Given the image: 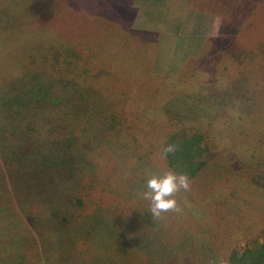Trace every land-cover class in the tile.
Masks as SVG:
<instances>
[{"label": "rangeland", "instance_id": "rangeland-1", "mask_svg": "<svg viewBox=\"0 0 264 264\" xmlns=\"http://www.w3.org/2000/svg\"><path fill=\"white\" fill-rule=\"evenodd\" d=\"M57 1L61 5L58 12L50 18L43 17L40 20H34L30 26L38 28L40 24H49L53 30L58 32L62 28L67 36L74 37L75 35H72L73 22H78L80 17L85 18L86 35L90 36L93 31L97 30L100 36L97 38L98 46L103 45L107 53L112 56L111 60L118 62L117 69L126 68L123 78L135 84L145 81L146 78L133 79V73L141 74L147 68H150L153 73H158L155 67L157 57L159 63H165V72L162 76L179 74V81L191 71L195 72L196 64L190 69L188 62L198 58L200 52L192 56L194 53H190L191 50H195L202 44L199 51L202 50L209 55L213 41L205 38L203 43L199 44L201 39L198 33L190 36L191 40H187L183 37L187 31L186 27L180 21L186 18V11L189 9L194 13L219 14L222 7L218 5L221 6L224 2L222 0ZM95 2L105 6H115L112 11L116 12V8H121L118 4H114L115 2L126 4L130 8L125 7L126 11H119V15L112 13L113 18L106 17L105 20L108 22L102 20L99 24L95 20L92 21L93 13L90 9L94 8ZM0 3L6 4V1L0 0ZM192 3L193 5L190 6ZM8 6H10L9 11L11 9L18 12L13 4L9 3ZM13 16L7 20L11 21ZM148 26H154V29L151 28L153 30L151 33L157 35L155 49L152 54L148 53V57L145 55L144 59L141 58L143 71L136 73L134 66L139 64V57L134 52L135 44L134 41H130L132 32L128 28L146 33ZM249 30L252 31V29ZM171 33L177 38L168 37L167 34ZM242 34H238L240 40H242ZM21 35L25 38L23 34ZM234 39L236 36L233 37ZM185 41L191 42V45L184 44ZM84 54L86 55V52ZM19 57L16 58L19 59ZM250 60H248L249 63ZM223 63L221 55L218 64ZM103 73L104 71L100 70L92 76ZM191 80L196 84L188 85L186 89H179L181 93L176 92L179 95L168 92L160 94V99L153 101V107H160L164 110L162 112L159 110V114L155 116L152 115V109L147 108L148 102L144 101L146 99L140 96L141 99H137L134 103L128 102L127 107H122L118 101H116L117 104L105 101V108L102 107L101 110V107L88 106L86 103L84 105L86 107H80L76 112L75 125L59 132H46V126L51 124H46V121L42 120L37 132L32 134L37 143L25 145L23 151L25 156L31 158V163L38 164L40 167L47 164V168H52L47 176L49 179H54V183L57 182L55 181L57 173L56 167L54 168L56 161L53 157L56 158V155L60 154L71 160L70 163L78 166L85 165L86 179H89L88 182H83L84 190L76 185L77 180L73 183L71 177L66 176L65 173L59 181L60 189L67 186L70 189L73 188V194L82 198L83 205H77L73 201L69 203V200H66V203L52 208L51 218L61 216L67 218L66 222L63 221L65 219L59 222L69 229L66 231L68 230L69 235L67 236L70 240L62 242L55 239L46 251V263L184 264L185 258V264H227V259L233 249H242L244 244L250 247L256 246L262 239L260 236L264 229V191L259 188L264 189V76L260 74L255 82L256 87L248 83L250 89L246 91V95L243 87L236 89L234 82L229 86H227L229 82L225 81H219L218 84L213 85L207 83L205 75L201 76V74L194 75ZM55 86L60 88V84L55 83ZM154 87L150 90L152 91ZM95 96L94 101L103 99L99 93ZM175 96H180L178 97L180 99L172 101L173 104H170L172 108H168L169 99ZM147 100L150 102L152 99ZM222 100L223 102L228 101L224 102L221 108H215L214 103L204 102ZM84 101L87 102L88 99L84 98ZM183 103L190 104L191 112L179 109ZM127 108L132 115L135 113L141 117L140 125L135 126L133 123L136 115L132 123L126 119L127 117H122L121 123L115 122L112 110L117 109L118 113L124 115L123 111ZM208 116L216 122L212 126L214 133L209 134V138L206 137L200 144L207 145L209 143L207 141L210 140L209 152L215 153L216 157L214 156L215 158L211 161L209 153L202 152L199 155V158L206 162L205 168H202L205 172L203 175L190 179V187L187 191L181 189L175 194L179 211L162 213L158 218L153 217L149 212V201L145 200L142 194L148 191L146 181L149 178L165 173L159 166L165 162V155L160 150L162 142L175 129H184L182 130L183 135L190 136L195 127L206 125ZM227 121L228 123L224 125ZM111 126L116 129V134H112ZM99 130L102 138L105 133L115 134L113 136L115 138L117 134L119 135V131H124L131 141L125 136H120L117 137V142L109 140V143L105 138L102 140L97 135ZM71 137L76 138L71 149L67 147L58 150L51 143L53 138L58 141ZM6 146L7 150L12 148L10 145ZM225 150L227 154L224 153ZM251 152L255 153V156L250 155ZM250 179L251 182H249ZM250 183L257 188L249 189ZM44 186L46 187L47 183ZM103 187L107 193L106 197H109L108 203L111 201L110 204L116 205L108 212L99 211L103 220L98 222L96 218L90 217L85 221L87 225L78 227L76 224L79 219H83V216L95 209L96 205L102 207L105 205V202L99 199L102 195L99 189ZM62 191L65 194L69 193L66 189ZM132 208L138 209L133 211L132 215L123 212ZM31 210L32 212H29L26 208L37 231L38 229L41 232L47 230L44 228L46 218L43 213L39 209L31 208ZM116 212L119 217L113 221L111 218ZM2 216L4 221L11 224L6 228L0 227V244L5 247L0 254V264H21L23 260L16 257L14 252L21 249L22 244L26 246L27 241L24 240L20 224H17L15 220L8 221L4 214ZM22 217L24 221L25 217L23 215ZM27 222L25 220V224ZM28 228L32 230L31 226ZM141 249L149 254L150 263H146V257ZM69 252L75 253L76 256L80 255V262L73 259Z\"/></svg>", "mask_w": 264, "mask_h": 264}, {"label": "trees", "instance_id": "trees-1", "mask_svg": "<svg viewBox=\"0 0 264 264\" xmlns=\"http://www.w3.org/2000/svg\"><path fill=\"white\" fill-rule=\"evenodd\" d=\"M5 1L6 4L0 3V227L6 228L11 224L3 220V214L8 221L15 220L17 224H20L27 245L24 246L22 244L23 247L15 251L14 254L23 260L21 264H52L45 262L46 251L49 250L48 246L55 239L62 242L70 240V237L67 236L69 235V229L59 222L62 219H65L63 221L66 222L67 218L64 216L56 217L55 219L51 218L50 214H53L52 208L60 206L61 203H66V200H69V203L73 201L77 205H83L82 198L73 194V188L70 189L67 186L64 189H60L58 183L65 175L70 176L72 182L74 183V180H77L76 185L81 186V189L84 190L83 182L89 181V179H86L85 165L78 166L70 163L71 160L61 154L56 155V158L53 157L56 161L54 166L57 173L56 183H54V179H49L47 176L48 171L52 168H47V164H43L42 168L38 164L31 163V158L25 156L23 153L25 145L37 143L32 134L37 132L42 120H45L46 124H51L46 126V132H59L75 125L76 112L86 103L88 106L101 107L102 110L105 108V101H112L115 104L118 101L122 107H127L129 106L128 102L134 103L141 97L146 99L144 101L148 102L147 108H151L152 115L155 116L159 114V110L162 112L164 109L153 107V101L160 99V94L164 92L179 95L176 94L177 91L181 93L179 89H186V86L196 84L193 82L195 79L191 80L194 75H205L206 82L213 85L218 84L219 81H225L229 82L227 84L229 86L230 83L234 82V84L236 83V89L243 87L245 95L246 91L250 89L248 88V83H252V86L256 87L255 82L260 74L264 76V0H260V2H257V0H222L224 2L221 3V6L218 5L222 7V10L219 14L215 13L222 19L220 34L214 38H207L209 41H213V46H210V54L206 55L207 52L201 50L198 58L188 62L190 69L196 64L195 72L191 71L190 74H186L183 79L178 81L179 74L162 76V74L153 73L150 68H147L141 74H134L132 71L133 79L146 78L145 81L143 80L136 84L135 82L129 83L126 81L123 78L126 68L120 67L117 69L118 62L111 60L112 56L107 53L103 45L102 47L98 46L99 40L97 38H100V36L97 34V30L93 31L90 36L86 35L85 18L80 17L78 18L79 21L75 19L78 22H73L72 35H75L74 37L67 36L62 28L58 32L53 30L49 24L39 23L38 28L30 26L32 21L40 20L43 17L50 18L51 15L58 12L61 5L57 0ZM9 3L13 4L14 7L16 6L18 12H14L11 9L9 11ZM114 4H118L122 10L116 8L117 12L112 11L115 6H105L102 3L98 4L95 2L94 8L90 9L93 13L92 21L95 20L99 24L102 20L108 22L105 19H107L106 17L113 18L111 17L112 13L119 15V11H126V9L130 8L125 3V5L119 2ZM209 4H211L210 1ZM125 7L126 9H124ZM104 10L107 11L104 12ZM11 16H13L11 21L7 20ZM245 27L247 28L245 29ZM128 29L132 32L130 41H134V52L139 57V64L137 63L134 66L135 72L140 73L143 71L141 58L144 59L143 56L145 55V57H148L149 52L152 54L155 49L157 35L148 31L145 33L144 31ZM249 29H252V31ZM239 33L242 34V40L239 39ZM244 33L247 35L245 36ZM234 36H236V39L233 40ZM218 37H220L219 40ZM84 52H86V55ZM218 54L222 55L224 61L222 65L218 64L220 58ZM18 56H20L19 59L16 58ZM248 60L251 62L249 63ZM19 62H22V64H19ZM100 70L104 71V73L92 76ZM55 83L60 84V88L56 87ZM153 86H155L152 90L154 93L150 90ZM96 93L103 96V99L94 101ZM178 97L180 96L169 99L168 108H172L170 104H173L172 101ZM84 98L88 99V101H84ZM147 99L152 100L149 102ZM164 102L166 104V101ZM204 102L214 103L215 108H221L224 105L223 100ZM189 106V103H183L179 106V109L191 112V107ZM116 110L111 112L114 120H116L115 122L121 123L122 117H127L126 119L132 123V119L136 115L133 122L134 125L137 126L142 123L141 117L135 113L132 115L128 108L123 111L124 115ZM166 113L168 114V112ZM213 120L208 116L206 125L201 126L198 124L200 127L194 126L195 128L190 136L183 135L184 132L182 130L184 129H175L168 134L162 142L160 150L165 155L164 149L171 144L177 146V151L165 155L164 164H157L160 169L163 172L173 170L177 174H186L189 180H192L194 176L203 175L205 170L202 168H205L206 162L200 159L199 155L202 152H207L211 156V161L212 158L216 157L215 153L209 152L211 146L209 139L207 145L200 144L206 137L209 138V134L214 133L212 126L216 122H213ZM57 121L59 122L56 123ZM168 122L171 123V121ZM226 123L228 121L224 125ZM111 130H113L112 134L117 133L113 126H111ZM101 132L103 134L102 130ZM97 135L102 140L105 138L109 143L111 140L117 142V137H127L124 131H119V135L117 134L115 138H113L114 135L106 133L102 138L100 130ZM9 138L12 139L10 140ZM16 140L18 141L16 142ZM75 140V137L67 140L59 139L58 141L53 138L51 143L56 149L63 150L67 147L71 149ZM6 145H10L12 148L7 150ZM39 145L42 146L40 143ZM135 147L138 148L136 145ZM224 153L227 154V150ZM251 154L255 156V153L251 152ZM80 172L82 175H79L81 174ZM64 173L65 175H63ZM249 182H251V179ZM45 183H47L46 187L44 186ZM249 186L248 188L251 190L256 187L252 183ZM65 189L68 190V194L62 191ZM259 189L264 191L262 187ZM99 190L102 191L103 195L99 196V199L105 202V205L103 207L96 205L95 209L83 216V219H79L76 224L78 227L87 225L85 221L90 217L96 218L98 222L103 220L99 211L108 212L111 207L116 205L110 204V200V203H108L107 199L109 197H106L107 193L104 187ZM72 197L73 199H71ZM26 208L29 212H32L31 208H35L43 213L46 218L44 228L47 230H42L41 232L38 229L37 231L29 218ZM137 210L132 208L123 212L132 215V212ZM49 211L50 213H48ZM1 212H3L2 215ZM20 213L25 217L24 221ZM118 215L116 212L111 219L114 221L119 217ZM25 220L28 221L26 224ZM28 226H31L32 230ZM69 227L71 226L69 225ZM66 229L68 230L66 231ZM260 237L262 239L256 246L250 247L244 244L242 249H233L227 259V264H264V229ZM4 250V245L0 244V254ZM141 252H144L146 263H150L149 254L144 249H141ZM69 253L70 256H73V259H77L80 262L79 254V256H76L75 253ZM70 264L72 263L70 262Z\"/></svg>", "mask_w": 264, "mask_h": 264}, {"label": "clouds", "instance_id": "clouds-1", "mask_svg": "<svg viewBox=\"0 0 264 264\" xmlns=\"http://www.w3.org/2000/svg\"><path fill=\"white\" fill-rule=\"evenodd\" d=\"M177 146L169 144L165 149V155L175 153ZM190 187L188 175L177 174L173 170H167L163 175H153L146 181L148 191L143 192V198L149 201V212L153 217H160L162 213L179 211L175 194L181 189L187 191Z\"/></svg>", "mask_w": 264, "mask_h": 264}, {"label": "crops", "instance_id": "crops-1", "mask_svg": "<svg viewBox=\"0 0 264 264\" xmlns=\"http://www.w3.org/2000/svg\"><path fill=\"white\" fill-rule=\"evenodd\" d=\"M192 5L193 3L190 4V6ZM186 13H187L186 18L183 21H180L181 23H183V25L186 27V30H187L184 33V36H183L184 38H186L187 40H191L190 36H193L195 33H198L201 39L199 44H201V42L203 43L205 38H210V37L214 38V37L219 36L220 29L222 26V19L220 16L215 15V14H212V15H208L205 13L202 14L198 12L194 13V11H192L191 9H189V11L187 10ZM153 27L154 26H148L147 30L145 31L153 32V30H151V28L154 29ZM167 35L170 38H175V37L177 38V36H175V34L173 33L167 34ZM184 44L191 45V42L185 41ZM201 45L197 47L195 50L193 51L191 50L190 53H194L192 54V56L200 52L199 49ZM190 53H186V54H190ZM155 67L159 74H162V75L164 74L163 72H165V69H164L165 63L164 62L159 63L158 57H157Z\"/></svg>", "mask_w": 264, "mask_h": 264}]
</instances>
